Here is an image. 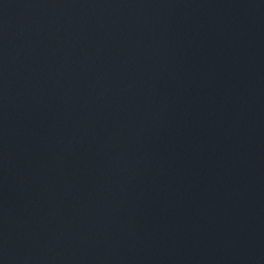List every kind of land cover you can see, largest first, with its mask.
<instances>
[{"label":"water","instance_id":"1","mask_svg":"<svg viewBox=\"0 0 264 264\" xmlns=\"http://www.w3.org/2000/svg\"><path fill=\"white\" fill-rule=\"evenodd\" d=\"M0 264H264V0H0Z\"/></svg>","mask_w":264,"mask_h":264}]
</instances>
